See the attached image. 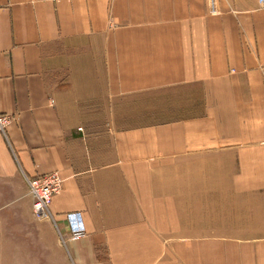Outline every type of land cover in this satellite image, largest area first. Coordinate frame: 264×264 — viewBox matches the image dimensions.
Instances as JSON below:
<instances>
[{"label": "crops", "instance_id": "crops-1", "mask_svg": "<svg viewBox=\"0 0 264 264\" xmlns=\"http://www.w3.org/2000/svg\"><path fill=\"white\" fill-rule=\"evenodd\" d=\"M259 2L0 0V264H264Z\"/></svg>", "mask_w": 264, "mask_h": 264}, {"label": "built area", "instance_id": "built-area-1", "mask_svg": "<svg viewBox=\"0 0 264 264\" xmlns=\"http://www.w3.org/2000/svg\"><path fill=\"white\" fill-rule=\"evenodd\" d=\"M210 11L212 14H218L217 0H209ZM260 9L264 10V0L259 2ZM13 119L9 115L0 114V133L6 137L9 126ZM64 180L58 172L48 173L42 176L28 180L30 193L33 197V213L39 220H48L55 222L54 214L51 210L53 197L59 194L63 188ZM66 220L69 229V238L77 241L86 235V228L80 213L66 214Z\"/></svg>", "mask_w": 264, "mask_h": 264}, {"label": "rangeland", "instance_id": "rangeland-1", "mask_svg": "<svg viewBox=\"0 0 264 264\" xmlns=\"http://www.w3.org/2000/svg\"><path fill=\"white\" fill-rule=\"evenodd\" d=\"M13 119V122H14V118H12ZM13 122H12V124H13Z\"/></svg>", "mask_w": 264, "mask_h": 264}]
</instances>
